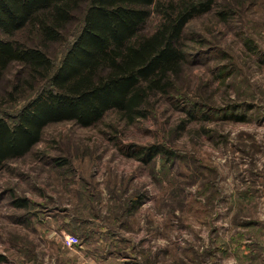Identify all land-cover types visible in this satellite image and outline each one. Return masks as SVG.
I'll list each match as a JSON object with an SVG mask.
<instances>
[{
  "label": "rangeland",
  "instance_id": "1",
  "mask_svg": "<svg viewBox=\"0 0 264 264\" xmlns=\"http://www.w3.org/2000/svg\"><path fill=\"white\" fill-rule=\"evenodd\" d=\"M214 1L184 31L182 96L134 122L50 124L0 167V264H264V0Z\"/></svg>",
  "mask_w": 264,
  "mask_h": 264
},
{
  "label": "trees",
  "instance_id": "2",
  "mask_svg": "<svg viewBox=\"0 0 264 264\" xmlns=\"http://www.w3.org/2000/svg\"><path fill=\"white\" fill-rule=\"evenodd\" d=\"M214 0H0V32L27 29L36 43L0 37V167L27 155L47 126L98 123L115 110L129 122L146 117L154 99L182 94L188 65L184 31ZM154 13V31L144 27ZM227 19L229 7L219 11ZM36 39V40H37ZM63 46L59 57L52 46ZM15 110L13 113L9 110ZM240 120V117H237ZM151 161L162 151L140 149ZM173 154L172 152H168ZM131 207L139 200L131 199ZM141 201V200H140ZM27 208L23 199L14 201ZM3 257L0 256V261Z\"/></svg>",
  "mask_w": 264,
  "mask_h": 264
}]
</instances>
